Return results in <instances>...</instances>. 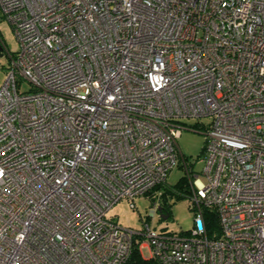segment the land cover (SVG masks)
Masks as SVG:
<instances>
[{
  "label": "built area",
  "instance_id": "obj_1",
  "mask_svg": "<svg viewBox=\"0 0 264 264\" xmlns=\"http://www.w3.org/2000/svg\"><path fill=\"white\" fill-rule=\"evenodd\" d=\"M0 12L18 43L0 86V264H125L135 245L153 264H264V0H0ZM200 117L205 181L177 146L181 119ZM180 157L195 212L170 232L149 217ZM142 196L141 229L108 214Z\"/></svg>",
  "mask_w": 264,
  "mask_h": 264
},
{
  "label": "rangeland",
  "instance_id": "obj_2",
  "mask_svg": "<svg viewBox=\"0 0 264 264\" xmlns=\"http://www.w3.org/2000/svg\"><path fill=\"white\" fill-rule=\"evenodd\" d=\"M0 37L2 39L4 50L0 55V86L4 82L7 67L9 64L8 53L14 54L18 48V43L12 32L11 27L4 22L1 12H0ZM29 85L25 79L19 78L18 88L20 90L28 89ZM210 121L209 117L200 118H183L181 123L183 129L179 137L177 138L178 150L181 153L182 158L189 165L193 176L197 173L202 181H205L204 176L201 173L203 168L202 158V148L205 141V131L208 127ZM194 127V128H190ZM185 178L186 182L183 187H177L176 184L181 178ZM188 179L184 167L182 165V159L179 158V164L175 166L168 173L166 178V187L162 188L165 190H174L173 193H167L165 198V203L169 212V217L167 219L157 220L158 214L151 218L149 217V223L155 228L163 227L165 230L170 232H180L187 231L191 229L193 225L194 209H192L190 195L191 184ZM188 188L187 192L185 189ZM175 194L179 195L176 197ZM164 201L161 199V203ZM135 208H131L126 200H120L115 204L109 211V215L113 217L114 220L118 221L122 226L130 227L132 229H141L142 220L149 213V201L144 196L137 197L134 200ZM168 204V205H167ZM143 255H146L145 250H142Z\"/></svg>",
  "mask_w": 264,
  "mask_h": 264
},
{
  "label": "trees",
  "instance_id": "obj_3",
  "mask_svg": "<svg viewBox=\"0 0 264 264\" xmlns=\"http://www.w3.org/2000/svg\"><path fill=\"white\" fill-rule=\"evenodd\" d=\"M3 42L2 39L0 37V46H2ZM185 178H181L179 180V182L176 184L177 187H183V184L185 185ZM166 187V182L160 185H157L154 190H159V200L161 202V199L164 201L163 203H161V206L163 208L164 211L168 212L166 203H165V198H166V194L169 192L170 194L174 192V190H165L162 191V188ZM188 188L185 189V192H187ZM153 193V191L150 193V195ZM176 197H179V195L175 194ZM168 205V204H167ZM169 213V212H168ZM204 221L206 224V229H207V234L208 236H211L212 233L216 232L218 233V222H217V216L216 213L212 210H208L205 209L204 211ZM154 261L151 259H144L141 257V254L138 250V246L135 245L132 250L131 253L129 255L128 260L126 261L125 264H153Z\"/></svg>",
  "mask_w": 264,
  "mask_h": 264
},
{
  "label": "water",
  "instance_id": "obj_4",
  "mask_svg": "<svg viewBox=\"0 0 264 264\" xmlns=\"http://www.w3.org/2000/svg\"><path fill=\"white\" fill-rule=\"evenodd\" d=\"M158 212L161 219H167L169 217V213L167 211H164L162 206L158 207Z\"/></svg>",
  "mask_w": 264,
  "mask_h": 264
}]
</instances>
